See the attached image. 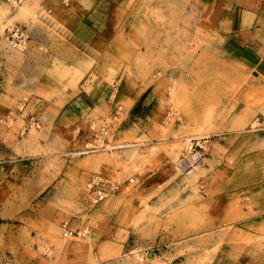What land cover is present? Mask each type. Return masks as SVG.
<instances>
[{"label": "rangeland", "instance_id": "rangeland-1", "mask_svg": "<svg viewBox=\"0 0 264 264\" xmlns=\"http://www.w3.org/2000/svg\"><path fill=\"white\" fill-rule=\"evenodd\" d=\"M47 1L12 7L0 0V68L7 59L9 75L22 53L5 40L9 26L26 29L29 47L38 42L33 31L39 28L45 41L36 47L53 53L49 60L77 48L65 45L80 30L69 23L77 14L71 0H52L49 7ZM96 1L102 3L97 11L90 8ZM89 14L98 20L83 24L86 48L101 54L96 62L115 82L120 98L113 109L132 107L121 113L116 136L142 144L66 160L60 154L80 145L86 124L102 113L87 114L73 102L69 118L53 119L52 107L28 104L27 95L1 104L0 127L20 131V149L9 151L14 160L8 164L24 165L23 174L36 183L18 191L8 184V207L18 217L2 214L0 223L26 227L21 254L28 262H15L18 248L11 244L0 248V264H211L215 254L220 264H239L227 261L241 255L240 264H264L257 263L264 254V75L257 56L244 52L251 39L264 50V0H83V22ZM28 59L37 67L48 61L38 53ZM200 137L207 138L203 160L187 173L178 164L181 153ZM102 162L119 189L92 204L86 181L102 173ZM83 169L92 172L83 177ZM54 192L62 195L45 212ZM118 193L123 199L111 202ZM96 210L103 220L91 214ZM63 222L86 226L89 234L65 239ZM97 224L109 236L103 246Z\"/></svg>", "mask_w": 264, "mask_h": 264}, {"label": "crops", "instance_id": "crops-1", "mask_svg": "<svg viewBox=\"0 0 264 264\" xmlns=\"http://www.w3.org/2000/svg\"><path fill=\"white\" fill-rule=\"evenodd\" d=\"M51 2L52 0L47 1V7L50 6ZM100 2L101 1H96V4L91 3L93 5H91L90 8L95 5V10L97 11V9H99V7H101L102 5V3ZM69 7L74 11L76 10L78 14L69 17V23L74 27L75 25L80 26V30H78L77 32H72L70 37L67 38V42L65 43V45L69 46L70 48L77 47L78 49L74 48V52L71 49L70 53L65 52V56L55 53L54 57L57 58L54 60L53 58L49 60L50 56L52 57L53 53L49 54L43 51L42 49V51H39L37 49V47L42 48L41 43H43L45 40L43 35L41 34V30L36 27L33 32L34 38H36L38 42H35L34 45H31L32 47L30 46L28 51L22 52L20 55L17 56V58H20V61L16 64L17 68L15 74H8V63H6L7 59L1 61L2 64H4L3 66H5L4 69L6 70L0 68V105L3 103H18L22 100V96L27 95L28 101L26 102H28V104H36L39 105V107L49 105L54 109V112L52 113L53 119H66L68 116H70L69 113L67 114V110L69 109L71 111L73 102L78 103L82 110L84 109L87 111V114L94 112L102 113H99V116L110 114L113 110V103L116 102L115 100L119 102L120 97L118 95V91L115 90L117 88L115 82L112 80L110 82L104 76L103 73L105 72V68L103 67V65L98 63L99 61L96 62L98 59H100L101 54L95 52L93 53L89 51L88 48H86L87 46H90L87 44L88 38L83 35V24H85V22L90 23L91 20L95 19L97 16V12L93 10V12L96 13L95 16L89 14L88 16H86V19H84L83 22V0H71ZM98 22L99 21H97V23ZM86 27L88 30L90 29L89 26ZM72 28L73 27H71V29ZM75 29H78V27L76 26ZM251 40L253 41L247 40L248 45L246 44V46L244 47V52L257 56V63L255 64L259 66V69L264 75V50H262L261 52L260 50L258 51L257 49L261 47L258 46V41H255V39ZM89 43L92 44V42ZM80 48L83 49V52L79 50ZM37 53L38 56H40L41 58L47 57L48 59V61L44 64H37L38 67L35 64L30 63L28 59L29 56L37 55ZM88 57L92 58L93 61H88L86 59ZM41 61H45V59ZM32 68L37 70V74L33 76L31 74L29 76L27 72L31 71L32 73ZM111 69L114 70V68ZM11 88L15 90V92H13L12 94L8 92V89ZM113 97H115L116 99L113 100ZM132 98L133 101L137 100L136 92H134ZM131 109L132 107H129L127 109L123 108V114H128ZM134 123L135 122H133V124ZM86 128L88 131H82L83 140L81 141V143L86 140H90L92 137V133L91 131H89L87 124ZM18 133H20V131L8 130L0 127V216H2V214H5L6 216H10L9 214H11L12 216H14V214L15 216L17 215L16 211L13 212L12 208L8 207L9 199L7 195L9 194V191L11 192L12 189L11 187L9 188L8 184H15L16 190L18 191L21 188H18V185L22 186L24 183H28L30 180L32 183H36L34 182L33 175L25 176L23 174L24 165L8 164L9 162L12 163V161L14 160V157H12V155H9V151L16 152L18 149H20L18 147V140L15 139ZM86 135H88L89 137ZM9 156L12 159L9 160ZM98 166L102 174L107 178L111 179L112 175L110 165H108V163L102 162L98 164ZM91 172L92 171L90 169H83V177L89 175ZM39 191L40 190L37 183L35 186H33L31 193L32 198L35 194H39ZM61 195L62 194L60 192H54L53 195L50 196L51 198H49L45 212H51V200H56L60 198ZM122 199L123 198L118 193L111 200V202L118 203ZM98 210H96V213L91 214L96 216V220H103V216L105 215L99 213ZM34 212L38 214L43 213V211H41L39 208H36ZM24 215L21 214L20 216L23 217ZM51 216L52 215L49 216L48 214V217ZM25 228L26 227L18 223H0V248H2V245H4L5 250H7L11 247V244H15L14 246L18 248L17 254H19L15 257V262H28V260L25 259L21 254V252L25 248V242L23 238L24 234L27 233V230H25ZM115 228L116 227L113 226V232L115 231ZM256 230L258 231V229ZM96 231V237L99 239L98 241L101 242L102 246L104 242H109V236H104V233L100 231L98 224L96 227ZM32 236L38 238V232H34ZM81 255L87 256L86 253H82ZM242 258V255L240 257H232L231 260L227 262L239 264L244 263L245 260ZM220 260L221 256L217 258V254H215L211 264L215 262L220 264ZM257 263H264V254H262L261 259L260 257H257Z\"/></svg>", "mask_w": 264, "mask_h": 264}, {"label": "built area", "instance_id": "built-area-1", "mask_svg": "<svg viewBox=\"0 0 264 264\" xmlns=\"http://www.w3.org/2000/svg\"><path fill=\"white\" fill-rule=\"evenodd\" d=\"M10 6L19 4L22 0H4ZM69 0H64L67 4ZM36 17L37 14H34ZM8 46L18 52H24L30 45V35L21 25L9 26L4 32ZM115 97H113V100ZM121 105H115L114 109L107 116L99 117L88 123V129L92 132L90 140L82 142L78 147L62 152L60 155L66 160L82 158L96 154L101 151H121L131 147H137L142 143L137 141H122L116 136V130L121 125ZM207 145V138L190 139L179 159V167L190 173L203 160V150ZM129 183H134L133 178L128 179ZM86 189L91 197L92 204H97L108 199L119 189V184L104 176L100 172H94L86 182ZM63 238H83L89 234L88 227L70 228L66 222L61 224Z\"/></svg>", "mask_w": 264, "mask_h": 264}]
</instances>
